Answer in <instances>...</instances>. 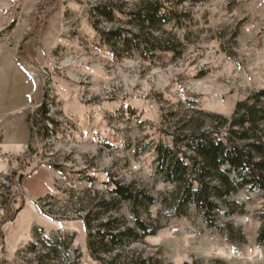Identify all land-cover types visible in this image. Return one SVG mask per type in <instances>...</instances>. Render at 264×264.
Listing matches in <instances>:
<instances>
[{"label": "rangeland", "instance_id": "1", "mask_svg": "<svg viewBox=\"0 0 264 264\" xmlns=\"http://www.w3.org/2000/svg\"><path fill=\"white\" fill-rule=\"evenodd\" d=\"M47 2L53 5L43 12ZM107 2L127 20L141 0H0V219L8 201L14 211L22 206L0 226V264H100L85 218L96 198H111L109 180L157 199L139 211L157 234L117 249L122 260L264 264L261 191L215 198L220 208L210 227L194 205L183 216L172 213L176 185L157 173L156 160L159 143L173 145L179 119L200 110L231 118L239 101L264 89V0L168 2L187 15L157 35L177 38L182 54L154 61L137 51L114 53L105 42L101 31L126 24L95 15ZM21 49L27 60L19 59ZM44 101L49 135L31 132L27 141L21 116L28 119ZM112 215L135 225L129 203L93 224ZM62 236L68 244L55 253Z\"/></svg>", "mask_w": 264, "mask_h": 264}, {"label": "trees", "instance_id": "2", "mask_svg": "<svg viewBox=\"0 0 264 264\" xmlns=\"http://www.w3.org/2000/svg\"><path fill=\"white\" fill-rule=\"evenodd\" d=\"M170 1L182 4L187 0H141L136 11L127 13V20L118 18L116 8L120 7L114 2L97 5L95 15L111 22L126 23L110 31H101L103 39L112 46L114 53L130 55L132 51H137L147 61L160 60L172 53L181 56L177 38L163 40L157 35L167 23L182 25L183 17L187 15L168 6ZM53 4L47 2L42 11ZM38 29L31 32L27 40L35 36ZM28 58L21 49L19 59ZM48 112V105L44 101L28 117V121L37 128L34 131L31 126V132L43 140L49 135L45 122ZM196 113L197 117L185 116L177 121L171 133L174 138L172 146L165 143L157 145V173L162 175L165 182L176 185V190L169 197V206L174 215L183 216L194 205L207 224L215 227V214L220 208L215 198L227 201L238 190L247 187L250 191H261L264 204V89L256 90L247 99L239 101L231 118L202 110ZM207 122L209 124L206 125ZM107 185L111 198H96V210L85 218L92 257L100 264H160L154 257L133 256L122 260L120 254L116 253L117 249L124 248L130 242L157 234L159 228L146 222L139 212L140 208L148 209L155 205V196L134 185L115 180H109ZM123 203L131 205L134 227L124 226V222L113 215L97 225L93 224L102 219L105 213L120 209ZM21 209L22 206L14 211L12 201H8L0 226L15 220ZM258 243L264 245V211L261 214ZM67 244V238L62 236L61 240L55 242L53 251L57 253L58 247Z\"/></svg>", "mask_w": 264, "mask_h": 264}, {"label": "crops", "instance_id": "3", "mask_svg": "<svg viewBox=\"0 0 264 264\" xmlns=\"http://www.w3.org/2000/svg\"><path fill=\"white\" fill-rule=\"evenodd\" d=\"M23 119V121H26L27 125H26V138H27V141L30 139L31 137V131H30V126H29V122H28V119H27V116L25 115H22L21 116V120Z\"/></svg>", "mask_w": 264, "mask_h": 264}, {"label": "water", "instance_id": "4", "mask_svg": "<svg viewBox=\"0 0 264 264\" xmlns=\"http://www.w3.org/2000/svg\"><path fill=\"white\" fill-rule=\"evenodd\" d=\"M24 177V174H21L20 178L22 179Z\"/></svg>", "mask_w": 264, "mask_h": 264}]
</instances>
